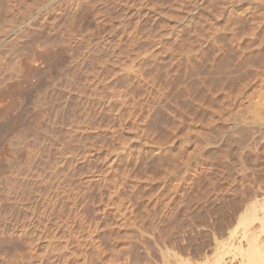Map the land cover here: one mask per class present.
Masks as SVG:
<instances>
[{"label":"rangeland","instance_id":"obj_1","mask_svg":"<svg viewBox=\"0 0 264 264\" xmlns=\"http://www.w3.org/2000/svg\"><path fill=\"white\" fill-rule=\"evenodd\" d=\"M245 96L264 0H0V264L200 262L264 193Z\"/></svg>","mask_w":264,"mask_h":264},{"label":"bare ground","instance_id":"obj_2","mask_svg":"<svg viewBox=\"0 0 264 264\" xmlns=\"http://www.w3.org/2000/svg\"><path fill=\"white\" fill-rule=\"evenodd\" d=\"M250 98H252V97H250V96L246 97L245 96V98H243V100H245V103H247L246 112L244 115L241 116L242 118L241 117H239V118L240 119L245 118L248 123L250 122L251 124L260 125L263 120H261V118H260L259 110H260L261 106H262V108L264 107L262 105L264 103V101H262V99L260 97L256 99V100L259 99L258 101H256L255 99L253 101ZM262 98L264 100V97H262ZM243 107H245V105ZM262 110L264 111V108ZM259 118H260V120H259ZM236 120H235V122H238ZM244 121L242 120V122H244ZM239 124L240 123H238L237 125H239ZM262 148L264 149V147H262ZM261 156L258 155L255 158L256 161L262 160ZM263 158H264V155H263ZM261 162H264V159ZM259 174H261V173H259ZM257 183H259V182H257ZM261 193H262V191H261ZM261 193H260V195H261ZM263 194L261 196L258 194L260 196L259 198H258V196L256 197L253 194L255 197H253V196L251 197L252 201L250 198L251 202H246L249 200L245 199L246 200V201H244L245 203L243 202L244 204H247V205H243L246 208V210H243L244 211L243 214L244 213L245 214L242 215L241 214L242 210H240V212L238 214L239 216L237 217L238 220H236L237 222L235 221L237 224L234 226V224H235L234 223L233 227H231L232 225H230L231 228L227 227V226H229L228 224H227V226L225 224H223V225H225L224 227H226V228H224L223 226L222 227L224 229L218 228L219 230H222V231L218 235L216 234L217 236H214L215 231L213 230L214 232L211 235L213 237L210 238V241L208 240V242H207L208 244L205 243L207 241L206 240L205 242L203 241L205 244L202 245V247H203L202 249L199 248L200 249L199 250L196 248L197 250H199L200 253L203 252V253H201L202 254V256L200 258L201 260H198L200 262L196 261L197 264H264V195ZM253 198H254V200H253ZM239 201H240V199H239ZM239 204H242V203H239ZM243 206H241V207L243 209H245ZM248 210L250 213L248 212ZM220 212L222 213V211H220ZM247 212L249 214L248 216H247ZM240 214H241V216H240ZM223 217H224V215H223ZM220 221H221V219H220ZM203 222H204V224L206 223L205 221H203ZM217 224H215V226ZM231 224H232V222H231ZM220 225H222V224H220ZM205 226H206V224H205ZM216 230H217V228H216ZM219 230H217V232ZM206 245H207V249H209V251L205 250ZM200 253H198V254H200Z\"/></svg>","mask_w":264,"mask_h":264}]
</instances>
